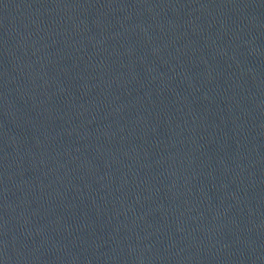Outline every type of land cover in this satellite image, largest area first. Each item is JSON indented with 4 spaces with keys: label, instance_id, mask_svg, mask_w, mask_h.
<instances>
[{
    "label": "water",
    "instance_id": "obj_1",
    "mask_svg": "<svg viewBox=\"0 0 264 264\" xmlns=\"http://www.w3.org/2000/svg\"><path fill=\"white\" fill-rule=\"evenodd\" d=\"M0 119L264 138V0H0Z\"/></svg>",
    "mask_w": 264,
    "mask_h": 264
}]
</instances>
